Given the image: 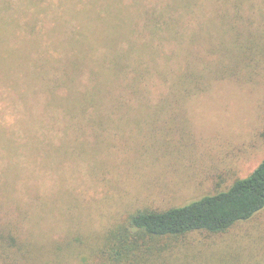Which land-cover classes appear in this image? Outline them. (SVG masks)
Returning a JSON list of instances; mask_svg holds the SVG:
<instances>
[{"label":"rangeland","instance_id":"obj_1","mask_svg":"<svg viewBox=\"0 0 264 264\" xmlns=\"http://www.w3.org/2000/svg\"><path fill=\"white\" fill-rule=\"evenodd\" d=\"M174 1L122 0L123 5L130 4L131 17L120 30L106 18L98 23L94 47L85 50L83 61L103 62L108 45L98 44V39L106 42L112 32L101 23H110L115 28L116 49L136 45L132 63L139 60V67L152 65L137 47L149 43L158 47L156 62L166 64L170 75L164 81L152 67L146 68L140 89L131 95L116 84L110 90L105 86V95L98 94L99 113L94 111L96 103L87 104L73 94L74 85L66 80L63 69L53 68V51L61 59L71 56L70 41L74 31L86 32L85 19L80 20L81 27L73 29L72 11L68 17L69 10L59 14L55 8L50 12L42 8L54 18L56 29L25 58L40 27L37 24L31 36L30 27L24 26L25 21L34 22L33 7L11 0L2 11L0 56L5 58V74L0 72V221L16 223L24 236L35 240L42 235L50 240L67 235L91 239L137 209L178 205L224 190L261 161L264 0H196L189 7H172ZM152 11L168 12L180 21L178 30L183 37L167 36L161 42L150 38L145 26L150 24L147 13ZM176 11L181 12L171 13ZM15 13L23 14L17 18ZM14 19L18 20L16 29ZM230 20L249 29L238 39L225 37L228 46L235 40L246 41L242 51L235 49L236 55L228 58L233 73L209 72L201 62L197 72L204 78L196 84L179 80L180 74L189 71L177 70L178 52L187 44V34L197 30L204 35L203 31L212 28L222 32ZM51 23L43 21V29ZM84 44L81 42L82 50ZM201 53L211 58L205 48ZM37 61L47 71L40 78L45 84L50 86L49 79L59 76L48 100L38 79L34 81L37 90L24 83L29 80L26 72H33ZM7 74L18 83L7 80ZM88 78L83 64L76 81L79 90L88 87ZM167 247L165 264H264V208L222 233L192 231L172 239Z\"/></svg>","mask_w":264,"mask_h":264},{"label":"trees","instance_id":"obj_2","mask_svg":"<svg viewBox=\"0 0 264 264\" xmlns=\"http://www.w3.org/2000/svg\"><path fill=\"white\" fill-rule=\"evenodd\" d=\"M195 1L175 0L172 7L175 5L189 7ZM236 1L234 3H238ZM9 4H11V0H0V19L3 18L2 11L6 10ZM14 4L26 6L28 9L33 7L31 17L34 22L25 21L24 23V26L27 24L30 27L31 36L35 35L32 32L37 31L36 25H40L36 38L31 41L32 44L26 50L27 57L25 58H29V52L34 45H40L45 41L49 32L56 29L54 18L44 14L42 8L48 9V12L55 8L59 14H61V10H69L68 17L72 11L75 15L73 29L77 26L81 27L79 22L82 18L85 19L86 32L74 31L76 35L70 41L69 50L72 55L61 59L55 55L56 50L53 51V60L55 61L53 68L57 71L63 69L62 73L67 75L66 80L74 85L73 94L81 97L82 101L87 104L96 103L94 111L97 113L101 106L98 94L104 93L102 96L105 95V86L110 90L116 84L120 91L131 95L140 89L146 68L152 67L164 81L169 75L167 65H159L156 62L154 54L157 53V46L153 47L149 43L137 44L138 49H142L152 62L151 66L144 65L142 67H139V60L136 63L130 61H134V56L131 57L136 48L134 43L129 44L126 49H122V45L119 46L121 49H116L117 37L113 35L115 28H111L110 23L106 25L101 23L108 32H112L106 37V42L103 38L98 39V44L108 45V54L102 57L103 62L94 63L92 60V62L86 63L83 61L82 56L85 55V50L94 47L98 23L106 18L107 21L118 24L116 28L120 30L127 23L124 20L130 19L131 14L128 12L130 4L123 5L122 0H18ZM22 14H16L17 18H20ZM147 16H149L150 24H146L145 29L148 31L149 27L150 38L161 42L167 36L183 37L178 30L180 21L168 12L157 11L156 13L152 11L147 13ZM237 16L236 14L235 17ZM223 17L233 16L223 14ZM46 19L51 20L52 23L48 29H43L42 23ZM13 22L16 29L18 20L14 19ZM228 23V29L222 32L217 28H212L203 31L204 35H201L197 30L187 34L188 42L178 52L180 59L177 62V70L187 69L189 71L180 74L179 80L187 82L190 80L196 84L199 79L204 78V75L197 72L201 62L209 72H215L216 69L217 74L220 75L233 73L231 68L233 64L228 58L236 55L233 53L235 49L242 51L246 46V41L235 40L231 46H228L225 37L233 35L234 39H238L247 35L249 29L244 24H236L234 20H230ZM22 29L23 26L20 30ZM82 36H87V40L86 37L81 38ZM248 39L254 41L255 38L249 37ZM81 42L85 43L83 50L80 48ZM180 45L179 42V47ZM204 48L210 54V59H206L201 53ZM17 50L19 51L20 48ZM160 53H162L161 48ZM20 56H23L22 52H20ZM225 56L226 58H224ZM4 61L5 58L0 56V72L3 74H5L2 70ZM61 61L63 64L60 67L55 66L57 62ZM83 64L88 68L89 82L88 87L79 90L76 81ZM213 64H215L214 68L211 67ZM33 68L35 69L33 72H26L29 80L24 81L25 86L28 84V87L33 90L39 89L37 82H34L35 78L38 79L45 89L46 100H48L49 94L54 90L53 82L56 83L59 76L54 75L52 79L50 78L49 81L53 85L48 86L45 81L40 80L47 74L41 63L37 61ZM107 69L109 74L106 73ZM101 76L103 78L99 79ZM6 78L15 85L18 83H15L14 79L8 78V74ZM263 208L264 157L249 174L234 179L224 190L207 193L178 205L137 209L128 213L124 221L108 227L100 236L91 237V239L90 237L83 238L81 235H67L60 240H50L42 235V238L35 240L32 236H24L16 223L0 221V264H16V261H19L20 264H157L158 262V264H165L167 245L172 239L192 231L222 233L235 223L251 218Z\"/></svg>","mask_w":264,"mask_h":264}]
</instances>
